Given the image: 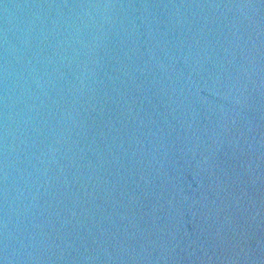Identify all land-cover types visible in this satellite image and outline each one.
I'll return each instance as SVG.
<instances>
[{
	"label": "water",
	"instance_id": "95a60500",
	"mask_svg": "<svg viewBox=\"0 0 264 264\" xmlns=\"http://www.w3.org/2000/svg\"><path fill=\"white\" fill-rule=\"evenodd\" d=\"M0 264H264V0H0Z\"/></svg>",
	"mask_w": 264,
	"mask_h": 264
}]
</instances>
